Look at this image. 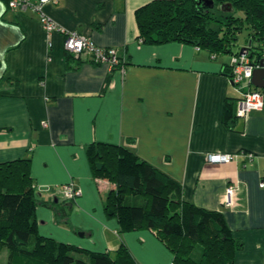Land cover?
<instances>
[{
	"label": "crops",
	"instance_id": "crops-1",
	"mask_svg": "<svg viewBox=\"0 0 264 264\" xmlns=\"http://www.w3.org/2000/svg\"><path fill=\"white\" fill-rule=\"evenodd\" d=\"M152 1L58 0L44 7L61 29L117 49L121 65L111 69L74 58L62 30L47 33L38 13L0 0V163L30 160L37 197L50 203L36 211L46 235L96 252L125 244L138 264H172L173 253L152 231H121L105 211L114 185L94 178L87 148L126 146L180 183L185 201L223 214L242 242L232 264H264V108L229 129L225 104L243 96L225 72L231 57L187 42L140 43L136 13ZM217 153L237 157L209 163ZM71 181L82 195L64 203L70 210L63 228L52 205L59 207L61 186ZM229 185L236 191L227 206Z\"/></svg>",
	"mask_w": 264,
	"mask_h": 264
},
{
	"label": "trees",
	"instance_id": "trees-1",
	"mask_svg": "<svg viewBox=\"0 0 264 264\" xmlns=\"http://www.w3.org/2000/svg\"><path fill=\"white\" fill-rule=\"evenodd\" d=\"M204 1L154 0L139 8L140 43L187 42L218 57L235 54L238 35L248 29L246 44L262 60L264 0H211L213 8L205 7ZM222 5L233 10L223 11ZM230 71L231 66H226L225 72ZM239 118L237 102L227 101L224 123L237 130L233 123ZM87 157L94 178L114 185L105 198V211L117 218L121 231H152L173 253L172 264L233 263L242 242L233 236L222 213L185 201L180 183L126 146L95 142L87 148ZM29 162L0 163V248L14 251L26 246L25 264H138L125 244L114 251L96 252L40 236L36 211L39 205L50 207V203L37 197ZM70 202L52 205L57 223L68 217L70 207L64 203ZM31 243L33 247L28 248Z\"/></svg>",
	"mask_w": 264,
	"mask_h": 264
},
{
	"label": "built area",
	"instance_id": "built-area-1",
	"mask_svg": "<svg viewBox=\"0 0 264 264\" xmlns=\"http://www.w3.org/2000/svg\"><path fill=\"white\" fill-rule=\"evenodd\" d=\"M11 10L23 12L32 10L40 15L41 24L47 33L54 30H62L65 34V51L75 58H90L96 64L109 66L111 69L121 65V58L115 48H106L97 45L90 37L79 33L76 30L61 29L59 25L51 19L44 11L47 4H57L58 0H6ZM264 58V44L262 58ZM231 82L242 92V98L237 103V116L246 118L253 111H261L264 108V93L255 88L252 84V76L255 69L261 67V60L253 56V47L246 44L239 52L232 54L230 58ZM48 126V122H43ZM235 154H209L207 160L211 164L229 163L235 160ZM264 187V182L260 184ZM236 191L234 185H229L226 189L225 205L230 206L232 197ZM82 191L71 181L61 186V196L63 200H76Z\"/></svg>",
	"mask_w": 264,
	"mask_h": 264
},
{
	"label": "rangeland",
	"instance_id": "rangeland-1",
	"mask_svg": "<svg viewBox=\"0 0 264 264\" xmlns=\"http://www.w3.org/2000/svg\"><path fill=\"white\" fill-rule=\"evenodd\" d=\"M215 11L217 12V10H215ZM238 15L244 16L243 12H238ZM247 37H248V29L243 30L238 35V40L235 42V44L233 46V52L234 53L239 52L240 49L246 45ZM227 57H231V54H228ZM81 195H82V193H81ZM70 201H72V200H70ZM55 225L63 227V228L64 227L67 228V226H68L64 222L56 223ZM38 234L40 236L51 237V238L56 239L54 236L46 235L47 233H45V228L44 229L42 228V232H41V230H38ZM31 242L35 243V237L32 238ZM60 242H62V241H60ZM25 247L22 249L19 247V249H15L14 251H11L7 246L1 247L0 248V264H25V262H27L28 258H29L28 252L26 251ZM27 247L32 248L33 243L29 244ZM34 264H43V263L41 261H36V262H34Z\"/></svg>",
	"mask_w": 264,
	"mask_h": 264
},
{
	"label": "water",
	"instance_id": "water-1",
	"mask_svg": "<svg viewBox=\"0 0 264 264\" xmlns=\"http://www.w3.org/2000/svg\"><path fill=\"white\" fill-rule=\"evenodd\" d=\"M202 1H198V4H201ZM203 5L207 8H213L215 6L214 2L211 0H206L203 2ZM221 9L223 11L231 12L232 7L226 8V5H222ZM252 84L255 88L264 90V58L261 60V67L254 70L252 76Z\"/></svg>",
	"mask_w": 264,
	"mask_h": 264
}]
</instances>
